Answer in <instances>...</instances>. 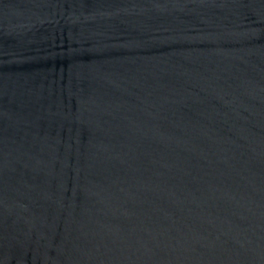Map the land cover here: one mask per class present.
<instances>
[{"label":"water","instance_id":"1","mask_svg":"<svg viewBox=\"0 0 264 264\" xmlns=\"http://www.w3.org/2000/svg\"><path fill=\"white\" fill-rule=\"evenodd\" d=\"M0 264H264V0H0Z\"/></svg>","mask_w":264,"mask_h":264}]
</instances>
